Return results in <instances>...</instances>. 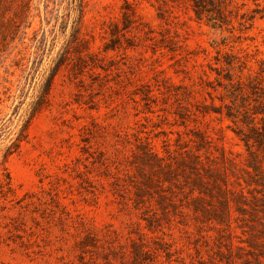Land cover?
Masks as SVG:
<instances>
[{
  "label": "rangeland",
  "instance_id": "rangeland-1",
  "mask_svg": "<svg viewBox=\"0 0 264 264\" xmlns=\"http://www.w3.org/2000/svg\"><path fill=\"white\" fill-rule=\"evenodd\" d=\"M0 0V264H264V0Z\"/></svg>",
  "mask_w": 264,
  "mask_h": 264
},
{
  "label": "trees",
  "instance_id": "trees-1",
  "mask_svg": "<svg viewBox=\"0 0 264 264\" xmlns=\"http://www.w3.org/2000/svg\"><path fill=\"white\" fill-rule=\"evenodd\" d=\"M192 9L197 18L206 17L207 23L212 27H221V20L219 18L217 0H192ZM262 16H264V7L261 9Z\"/></svg>",
  "mask_w": 264,
  "mask_h": 264
}]
</instances>
